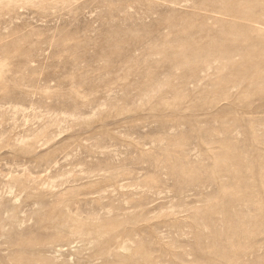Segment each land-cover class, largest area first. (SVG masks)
<instances>
[{
	"label": "rangeland",
	"instance_id": "374dc122",
	"mask_svg": "<svg viewBox=\"0 0 264 264\" xmlns=\"http://www.w3.org/2000/svg\"><path fill=\"white\" fill-rule=\"evenodd\" d=\"M0 264H264V0H0Z\"/></svg>",
	"mask_w": 264,
	"mask_h": 264
}]
</instances>
